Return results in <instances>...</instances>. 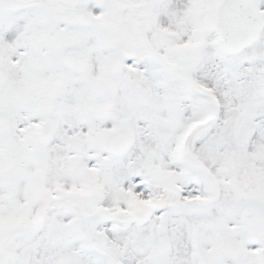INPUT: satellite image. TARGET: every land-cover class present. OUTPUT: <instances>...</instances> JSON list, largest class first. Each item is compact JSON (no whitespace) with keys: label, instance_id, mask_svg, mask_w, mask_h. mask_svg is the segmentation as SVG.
Listing matches in <instances>:
<instances>
[{"label":"snow or ice","instance_id":"snow-or-ice-1","mask_svg":"<svg viewBox=\"0 0 264 264\" xmlns=\"http://www.w3.org/2000/svg\"><path fill=\"white\" fill-rule=\"evenodd\" d=\"M0 264H264V0H0Z\"/></svg>","mask_w":264,"mask_h":264}]
</instances>
